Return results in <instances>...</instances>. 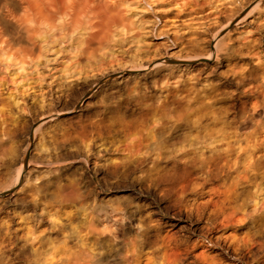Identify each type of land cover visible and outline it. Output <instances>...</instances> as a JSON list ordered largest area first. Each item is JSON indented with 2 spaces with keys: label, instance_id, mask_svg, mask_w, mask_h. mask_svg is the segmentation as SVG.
Returning <instances> with one entry per match:
<instances>
[{
  "label": "bare ground",
  "instance_id": "bare-ground-1",
  "mask_svg": "<svg viewBox=\"0 0 264 264\" xmlns=\"http://www.w3.org/2000/svg\"><path fill=\"white\" fill-rule=\"evenodd\" d=\"M217 1L0 0V162L6 154L2 143L16 126L14 115L3 104L4 76L42 73L51 60L46 54L51 46L67 41L71 54L59 81L50 87L46 109H57L54 102L79 91L81 83L85 88L79 101L66 108L72 117L76 109L89 107L86 99L128 94L125 103L114 102L111 124L100 117L87 129L98 135L115 132V149L126 152L128 161L103 159L100 152L92 157L86 154L83 168L88 185L116 180L119 203L126 198L127 187L136 184L153 189L161 201L169 200L165 207L156 200L157 210L154 204L139 205L138 231L132 238L124 234L123 240L118 239L117 221L112 218L120 208L104 199L88 219L87 232L71 229L78 234L77 246L65 241L62 246L41 247L42 240L37 241L34 232L14 239L6 228L0 233V264H111V258L122 255L117 248L122 242L124 255L114 264H226L206 249L192 256L185 248L189 244L164 234L170 219L183 214L189 221L207 219L205 226L190 231L200 233V246L222 249L223 257L234 264H264V119L260 118L264 113V54L249 68L234 72L236 81L247 85L244 93L254 97L249 110L234 104L218 107L207 91L192 84L180 86L181 77L171 81L172 73L189 70L203 59L217 60L220 50H233L235 44L226 35L231 27L251 23L256 14L264 17V0H229L224 7ZM208 3H215L208 41L205 35L210 28L179 29L186 22L190 26L189 20ZM250 32L240 33L245 39L242 46L248 49L256 42ZM261 38L264 47V35ZM126 41L143 51L131 58L130 65L117 56L122 51L119 43ZM143 74L150 75L155 86L158 81L162 88L166 86L154 100L142 81ZM60 114L45 115L38 125ZM37 128H33V137ZM60 138L89 148L85 144L88 135L76 129L61 133ZM58 141L53 135L52 146ZM46 149L41 144V150ZM31 164L17 167L15 183ZM14 182L0 179V187L10 189ZM71 186L67 198H80V187ZM67 216L68 222L72 218ZM226 230L231 232L226 235ZM92 243L95 248L88 249Z\"/></svg>",
  "mask_w": 264,
  "mask_h": 264
},
{
  "label": "rangeland",
  "instance_id": "rangeland-1",
  "mask_svg": "<svg viewBox=\"0 0 264 264\" xmlns=\"http://www.w3.org/2000/svg\"><path fill=\"white\" fill-rule=\"evenodd\" d=\"M228 1L218 0L216 4L224 7V4ZM214 5L215 3L204 4L201 13L189 20L190 26H187L188 22H186L181 24L179 29L186 32L192 28H210V33L205 35V40L208 41L211 38L214 25L213 20L209 17L214 11ZM259 18L261 17L256 14L252 17L254 20L251 23L238 28L233 26L230 32L226 33V35L229 34L232 43L235 44L233 50H220L217 60L203 59L189 70L178 72L179 74L172 73L174 78L171 81L181 77L178 79L180 86L185 87L192 84L207 91L211 100H214L218 107L226 108L230 106L231 108L234 104L237 109L249 110L250 102L254 97L244 93V88L247 85L238 83L234 78L236 75L234 72L241 67L249 68L253 62H257L259 55L264 54L262 53L264 47L261 38L264 35V17L258 20ZM152 23V20H150L148 25L152 26ZM247 30L251 31L249 35L256 38L255 45L251 49L242 46L245 39L240 33ZM119 44L120 46L122 44V48H120L122 51L117 56L122 61L129 62L127 65H130L133 56L143 53L141 50H135L133 44L128 43V41ZM71 49L72 47L67 41L51 46V50L46 53L51 60L44 64L45 66H43L40 74L32 73L24 78L4 76L7 87L2 96L3 104L14 115L16 126L13 134L2 143L6 154L0 162L1 181L3 183L14 182L17 167L28 161H31L32 164L26 168L22 179L17 183L14 182L10 189L0 187V192H5L0 195V233L8 228L11 230L14 239H21L27 236L28 231H32L37 235V241L42 240L41 247H58L62 246L65 241L77 246L78 234H73L71 229L76 228L77 231H81L84 228L87 232L88 219L94 214L96 206L105 203L103 199L113 201L120 208L119 212L112 216L117 221L116 227L119 240H123L124 234L132 238L137 233L138 218L141 216L139 205L151 206L154 204L153 206L157 210L156 200L161 207H165L169 201L159 200L153 189H143L136 184L127 187L124 192L126 198L119 203L120 189L115 182L116 180H104L100 184L92 182L88 185L85 169L83 168V158L86 154H90V157H92V155L96 156L100 152L103 159L114 157L118 162L125 160L127 163L128 161L125 158L126 152L115 149L117 139L115 132H104L100 134L101 136L95 131L87 133V129H91L89 123L100 117H104L111 124L114 117V102L125 103L128 94L124 92L115 97L86 99L88 100L87 103L89 102V107L87 109H76L74 113L76 115L72 117L73 114L67 113V110L70 109L66 108L79 101L85 88V84L81 83L78 87L79 91H76L62 102H54L57 109H46L44 105L51 100L50 87L59 81V76L62 73L61 69L71 54ZM186 56L185 54L183 58ZM188 74L192 81L188 79ZM143 75L145 77L142 81L145 82L144 85L148 86V91L151 94L150 99L154 100L160 94V90H164L166 86L162 88L159 81L156 82L157 85L155 86V81L149 78L150 75ZM52 112H60L61 114L39 126V120ZM260 118L264 119L263 112ZM36 127L38 128L33 137V128ZM74 129L88 135V140L85 139V141L87 140L85 144L89 145L88 150L78 146L75 141L60 138L61 133ZM53 135L59 137V141L55 146H52L51 142ZM77 141L79 140L77 139ZM41 144L47 145L45 151L41 150ZM63 160L65 162L62 163ZM71 185L80 187L82 194L80 198L74 200L67 198L65 194L72 189ZM140 192L144 195H140ZM13 194H15L14 197L7 201L4 200L10 198ZM66 215H68L69 220L72 218L68 222L64 219ZM206 221V218L189 221L185 214L172 217L169 221L170 224L164 229V234H172L176 239L189 244L185 248L190 250L192 256L206 249L210 256L220 257L226 264H234V261L223 257L222 249H209L200 246L203 241L199 232L196 235L190 233L191 228L205 226ZM223 232L221 231L215 236H220ZM230 232V230H226L225 234L227 235ZM124 243L122 242L117 247L122 255L111 258V264H114V262L120 263V259L124 255L121 251L124 250ZM91 245L90 247L87 244V248L93 250L95 246H93V243ZM133 258L132 256L130 259ZM21 264H26V262L23 261Z\"/></svg>",
  "mask_w": 264,
  "mask_h": 264
}]
</instances>
